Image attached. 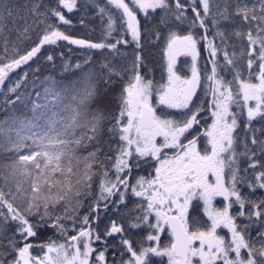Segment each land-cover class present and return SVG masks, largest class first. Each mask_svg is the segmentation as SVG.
<instances>
[{
  "label": "snow or ice",
  "instance_id": "1",
  "mask_svg": "<svg viewBox=\"0 0 264 264\" xmlns=\"http://www.w3.org/2000/svg\"><path fill=\"white\" fill-rule=\"evenodd\" d=\"M0 157V264H264V0H0Z\"/></svg>",
  "mask_w": 264,
  "mask_h": 264
},
{
  "label": "trees",
  "instance_id": "2",
  "mask_svg": "<svg viewBox=\"0 0 264 264\" xmlns=\"http://www.w3.org/2000/svg\"><path fill=\"white\" fill-rule=\"evenodd\" d=\"M79 36H85L87 35L86 31H80L76 33ZM91 38L92 39H99L100 38V33H99V29H97V31L95 33L91 34ZM64 52L65 54L70 58V60L72 62H76L78 59H80V57L78 56L77 52H73V53H68V49L64 48ZM157 59H159V54H157ZM184 58H182L181 60H183ZM157 76H159V72L157 70ZM0 159H4L3 157H0Z\"/></svg>",
  "mask_w": 264,
  "mask_h": 264
},
{
  "label": "flooded vegetation",
  "instance_id": "3",
  "mask_svg": "<svg viewBox=\"0 0 264 264\" xmlns=\"http://www.w3.org/2000/svg\"><path fill=\"white\" fill-rule=\"evenodd\" d=\"M184 58V57H181V59Z\"/></svg>",
  "mask_w": 264,
  "mask_h": 264
}]
</instances>
